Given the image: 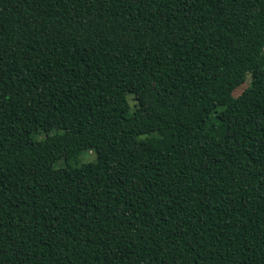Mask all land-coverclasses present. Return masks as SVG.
Listing matches in <instances>:
<instances>
[{
  "label": "trees",
  "instance_id": "obj_1",
  "mask_svg": "<svg viewBox=\"0 0 264 264\" xmlns=\"http://www.w3.org/2000/svg\"><path fill=\"white\" fill-rule=\"evenodd\" d=\"M0 264H264V0H0Z\"/></svg>",
  "mask_w": 264,
  "mask_h": 264
},
{
  "label": "rangeland",
  "instance_id": "obj_2",
  "mask_svg": "<svg viewBox=\"0 0 264 264\" xmlns=\"http://www.w3.org/2000/svg\"><path fill=\"white\" fill-rule=\"evenodd\" d=\"M249 79V77H248ZM243 89V86L236 89L234 92L235 96H238L241 92V90ZM130 104L133 105V101L131 98H129ZM97 160V156L94 152L91 151H83L81 152L76 159L71 160L70 164L73 167H79L83 164H87V163H92L95 162ZM66 167V164L64 161H59L57 164H55V168L59 169V168H64Z\"/></svg>",
  "mask_w": 264,
  "mask_h": 264
}]
</instances>
